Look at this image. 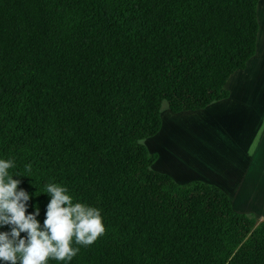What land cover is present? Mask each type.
Masks as SVG:
<instances>
[{
	"label": "trees",
	"instance_id": "trees-1",
	"mask_svg": "<svg viewBox=\"0 0 264 264\" xmlns=\"http://www.w3.org/2000/svg\"><path fill=\"white\" fill-rule=\"evenodd\" d=\"M260 2L0 0V158L41 222L49 183L103 218L70 264H264V222L216 185L155 171L144 143L164 104L230 98L257 54Z\"/></svg>",
	"mask_w": 264,
	"mask_h": 264
},
{
	"label": "rangeland",
	"instance_id": "rangeland-1",
	"mask_svg": "<svg viewBox=\"0 0 264 264\" xmlns=\"http://www.w3.org/2000/svg\"><path fill=\"white\" fill-rule=\"evenodd\" d=\"M257 54L226 85L230 98L198 112L173 114L164 104L160 133L144 143L153 168L179 184L221 187L235 210L264 222V0L258 8Z\"/></svg>",
	"mask_w": 264,
	"mask_h": 264
},
{
	"label": "clouds",
	"instance_id": "clouds-1",
	"mask_svg": "<svg viewBox=\"0 0 264 264\" xmlns=\"http://www.w3.org/2000/svg\"><path fill=\"white\" fill-rule=\"evenodd\" d=\"M14 166L11 158H0V264H70L79 252L73 244L90 245L104 233L100 210L73 203L66 186L49 183L42 193L48 202L41 222L40 204L31 203L37 196L10 174Z\"/></svg>",
	"mask_w": 264,
	"mask_h": 264
},
{
	"label": "crops",
	"instance_id": "crops-1",
	"mask_svg": "<svg viewBox=\"0 0 264 264\" xmlns=\"http://www.w3.org/2000/svg\"><path fill=\"white\" fill-rule=\"evenodd\" d=\"M259 8V7H258ZM259 13V12H258ZM259 21V20H258ZM259 25H260V23H259ZM249 64V63H248ZM238 72H240V71H238ZM166 174V173H165ZM172 177V176H171ZM173 178V177H172ZM205 183V182H204ZM187 184V183H186ZM214 185V184H213ZM217 186V185H216ZM219 187V186H218ZM221 188V187H220Z\"/></svg>",
	"mask_w": 264,
	"mask_h": 264
}]
</instances>
